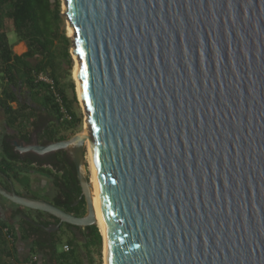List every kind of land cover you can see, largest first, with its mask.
<instances>
[{
    "label": "water",
    "instance_id": "1",
    "mask_svg": "<svg viewBox=\"0 0 264 264\" xmlns=\"http://www.w3.org/2000/svg\"><path fill=\"white\" fill-rule=\"evenodd\" d=\"M73 29L83 124L64 150L85 214L0 196L63 223L95 224L91 145L106 223L105 264H264V0H61Z\"/></svg>",
    "mask_w": 264,
    "mask_h": 264
},
{
    "label": "trees",
    "instance_id": "2",
    "mask_svg": "<svg viewBox=\"0 0 264 264\" xmlns=\"http://www.w3.org/2000/svg\"><path fill=\"white\" fill-rule=\"evenodd\" d=\"M60 4V0H0V108L6 126L16 130L23 140L33 130L47 141L68 139L82 127L83 115L72 79L71 38L64 30ZM11 30L27 46L20 55L9 42ZM41 72L53 78L71 120H59L53 95L46 84L37 80ZM24 95L27 97L23 99ZM32 163L33 160L20 159L6 136L2 138L0 171L3 174L21 183L27 191L30 179L23 171H41L53 179L55 192L49 195L48 202L75 216L85 214L75 167L66 152L46 156L36 162L37 166ZM0 182L8 188L5 179L0 177ZM17 193L23 194L20 190ZM28 214L27 208L17 205L9 218L0 217V264H25L16 256L18 239L29 243L31 255H41L52 264H95L94 254L101 259L103 239L96 224L82 228L63 223L58 230L47 232L41 226H47L49 220L44 219L42 212L34 222L23 217H30ZM50 218L57 221L53 216ZM64 236L68 250L58 251L57 244Z\"/></svg>",
    "mask_w": 264,
    "mask_h": 264
},
{
    "label": "crops",
    "instance_id": "3",
    "mask_svg": "<svg viewBox=\"0 0 264 264\" xmlns=\"http://www.w3.org/2000/svg\"><path fill=\"white\" fill-rule=\"evenodd\" d=\"M16 48H21V50L17 51ZM13 50L16 54L20 55L27 50V46L25 45V43L23 41H17V43L13 45ZM12 106L15 107L16 103H12ZM33 131H35V130H33ZM36 132L39 133L37 130H36ZM10 135L17 137V138L20 137V134L16 130L10 129L9 127L6 126L4 116H3L2 110L0 108V141L2 140V138L4 136H6V138L8 139L10 137ZM23 174L26 175L27 177H29L30 180L34 179V181L38 180L37 178L39 177V176H37L39 174H37L36 171H28L26 173L24 172ZM8 187H9V185H8ZM14 187H15L16 191H18V190L24 191L22 184L19 183L18 181L14 182ZM16 209H17L16 204H14V203L10 202L9 200L0 196V217L7 219L10 217L12 212ZM39 212H41V211L34 210V209H32V210L28 209V213H29L28 215L31 218H37ZM42 213H44V212H42ZM46 215L47 214H45V213L43 214L44 219H46ZM64 245H66V243L63 244V250H64ZM15 248H16V256L20 262H24L25 264H32V262H35L36 264H52L49 261H47V259L41 255H31L28 242H22L18 239L15 242Z\"/></svg>",
    "mask_w": 264,
    "mask_h": 264
},
{
    "label": "flooded vegetation",
    "instance_id": "4",
    "mask_svg": "<svg viewBox=\"0 0 264 264\" xmlns=\"http://www.w3.org/2000/svg\"><path fill=\"white\" fill-rule=\"evenodd\" d=\"M8 141H9V143H10V145L12 146V150H13V152H15L18 156H19V158L20 159H22V160H25V159H30V160H33V165L34 166H37V164H36V162L38 161V160H40V159H42V158H44V157H46V156H49V155H51V154H54L55 152H66V151H64V150H57V151H55V152H52V153H47V154H44V155H39V154H36V153H33L32 151H25V152H23V153H19L20 151H17V150H15L14 149V145H13V142L14 141H17L18 143H21V142H23L24 144H35V143H38V144H46V143H48V142H51V141H47V140H45V139H43V138H40L39 137V135H38V133L36 132V131H32L31 132V134L29 135V137H28V139L27 140H23V139H21L20 137L19 138H17V137H14V136H12V135H10V137L7 139ZM64 140V139H63ZM52 141H57V140H52ZM68 155V154H67ZM69 156V155H68ZM20 168H22L23 170H24V166H21L20 165ZM22 170V171H23ZM25 172V171H24ZM37 172V174H39L41 177H42V179L40 178V177H38L37 179L38 180H36V181H34V179H32V180H30V181H32L31 182V185H30V189L29 190H27V191H22V193L24 194V195H26V196H31V197H35V198H39V199H43L44 200V198L42 197V196H34V195H32V193L31 192H33V193H37V194H43V195H47V194H51V193H53V192H55V190H54V185H53V179L50 177V176H48V175H46V174H44V173H42L41 171H36ZM50 182V183H49ZM48 195V196H49ZM80 198H83L82 196H80ZM80 198L79 199H77L75 202H74V205H76L78 202H79V200H80ZM83 200H84V198H83ZM84 204H85V201H84ZM29 209V208H28ZM29 210H32V209H29ZM31 212V211H30ZM42 212V211H41ZM44 214V213H43ZM45 214H47V213H45ZM26 220H28V221H30V222H34L33 221V219H35V218H31V217H27V216H23ZM51 216H49V214H47L46 215V219H48L49 220V224L48 225H51V224H56V223H58V219L57 218H55V219H57V221H54V219H51L50 218ZM37 219V218H36ZM47 225V226H48ZM56 231V230H55Z\"/></svg>",
    "mask_w": 264,
    "mask_h": 264
},
{
    "label": "bare ground",
    "instance_id": "5",
    "mask_svg": "<svg viewBox=\"0 0 264 264\" xmlns=\"http://www.w3.org/2000/svg\"><path fill=\"white\" fill-rule=\"evenodd\" d=\"M67 35L69 37L73 36V29L69 24H67ZM17 51H20L21 48H16ZM74 59V67L72 70V79L74 80L75 83V89H76V94L77 98L79 101V104L82 108V98H81V85H80V80L77 77V69L79 68V62L77 59V56H73ZM83 113V111H82ZM86 123L82 125V131L83 128H86ZM91 145L88 140H86V154H85V161H86V167L88 164V169H89V182H90V197H91V203H92V209L94 212V219H95V224L98 226V229L102 235V239H105L106 236V223L103 218V215L101 213V208H100V203H99V198H98V193H97V188H96V181H95V174H94V168H93V162H92V157H91ZM70 158V157H69ZM102 257H103V264H105V246L102 247Z\"/></svg>",
    "mask_w": 264,
    "mask_h": 264
},
{
    "label": "built area",
    "instance_id": "6",
    "mask_svg": "<svg viewBox=\"0 0 264 264\" xmlns=\"http://www.w3.org/2000/svg\"><path fill=\"white\" fill-rule=\"evenodd\" d=\"M37 80L41 83L46 84L49 88V91L53 95L54 100L58 105L59 120L61 122L71 120V114L67 110L65 104L63 103L61 95L56 91L55 82H54L53 78H51L48 74L41 72L37 75ZM64 250H68L67 245H64Z\"/></svg>",
    "mask_w": 264,
    "mask_h": 264
},
{
    "label": "rangeland",
    "instance_id": "7",
    "mask_svg": "<svg viewBox=\"0 0 264 264\" xmlns=\"http://www.w3.org/2000/svg\"><path fill=\"white\" fill-rule=\"evenodd\" d=\"M60 6H61V9H62V6H63V3H62V1L60 0ZM67 28H69V27H67V23L66 22H64V30H65V33H66V35H67ZM68 36V35H67ZM8 39H9V42L11 43V44H16L17 43V41H18V37H17V35H16V33L14 32V31H9L8 32ZM72 56V55H71ZM72 60H73V67H74V59H73V56H72ZM72 70H73V68H72ZM27 96L26 95H24V97H22L23 99L24 98H26ZM80 106V105H79ZM80 110H81V112H82V108H81V106H80ZM82 115H83V113H82ZM83 119H84V115H83ZM80 131H82V127L80 128ZM79 131V132H80ZM87 170H88V172H89V169H88V164H87ZM37 176H39L40 178H42L40 175H37ZM43 180V179H42ZM50 183V182H49ZM30 185H31V181H30ZM32 193V195H34V196H42L43 198H44V200L46 199V201L47 200H50V198H48L49 196V194H47V195H43V194H37V193H33V192H31ZM66 240H67V238L64 236L63 238H62V241L59 243V244H57V249H58V251H62L63 250V244L66 242ZM94 260H95V264H99V261H101V264H103V257H102V253H101V259L96 255V254H94Z\"/></svg>",
    "mask_w": 264,
    "mask_h": 264
}]
</instances>
